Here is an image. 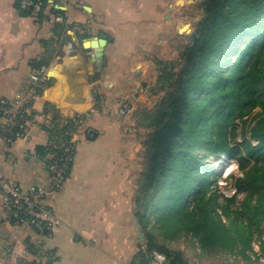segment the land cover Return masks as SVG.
Returning <instances> with one entry per match:
<instances>
[{"label":"crops","instance_id":"obj_1","mask_svg":"<svg viewBox=\"0 0 264 264\" xmlns=\"http://www.w3.org/2000/svg\"><path fill=\"white\" fill-rule=\"evenodd\" d=\"M18 1L0 0V108L12 109L21 133L12 143L0 138V175L25 189L48 188L54 113L81 115V123L70 174L47 197L61 220L57 227L39 232L6 222L0 193V264L14 263L15 253L30 264H139L147 236L136 201L143 140L138 111L158 80L149 76L154 67L140 49L169 33L171 4L48 0L23 13ZM102 33L108 43L99 59V42L90 47L86 40ZM43 58L49 63L35 67ZM43 69L46 78L35 83L33 75ZM125 101L132 105L128 114L121 113ZM4 121L0 110V128Z\"/></svg>","mask_w":264,"mask_h":264},{"label":"trees","instance_id":"obj_2","mask_svg":"<svg viewBox=\"0 0 264 264\" xmlns=\"http://www.w3.org/2000/svg\"><path fill=\"white\" fill-rule=\"evenodd\" d=\"M41 2L44 7L48 0ZM18 5L23 13L34 10L23 9L20 0ZM202 6L205 16L182 55L181 70H162L157 84H167L166 95L153 109L142 108L138 119L150 131L137 214L146 246L165 252L174 264L186 262L157 245L154 229L165 239L183 232L196 235L206 251L225 244L224 237L243 245L252 234L264 232V0H205ZM48 63L43 58L34 66ZM257 108L248 127L245 117ZM80 119L56 111L51 138L70 139ZM238 119L244 127L241 141ZM46 148L48 154L51 148ZM201 149L235 158L244 171L235 180L237 193L221 204L224 213L235 215L229 224L217 211V193L211 192L208 178L212 169L204 172L209 161L199 155Z\"/></svg>","mask_w":264,"mask_h":264},{"label":"rangeland","instance_id":"obj_3","mask_svg":"<svg viewBox=\"0 0 264 264\" xmlns=\"http://www.w3.org/2000/svg\"><path fill=\"white\" fill-rule=\"evenodd\" d=\"M168 1L171 4V9L169 11L171 17L169 33L160 35V41L158 40L157 42L151 43L148 49H140V53H144L145 55V60L152 63L154 67L152 70L153 72H150L149 75L152 78L156 76L159 77L162 70L171 71L173 73H178L181 70L183 63L182 55L186 47L192 42V34L205 16V11L202 6L205 0H185V2L181 4L179 2L176 3V0ZM186 25L190 26L188 30L185 28ZM166 85L162 87V83H158L156 86H153V89H149V100L145 107L153 109L154 106L163 99L166 95ZM139 106L138 114L140 115L138 117L141 121L142 117L140 110L145 107L141 108V105ZM259 110L260 108H257L250 115L245 117L248 119L247 126ZM236 123L237 139L241 141L243 139V123L241 119H238ZM248 127L247 130H249ZM138 129L143 134L140 148L143 171L147 159V145L145 141L150 130L143 125ZM199 155L205 157L209 161L204 168V172L207 168L212 169L208 177L211 181V192L217 193L215 196L217 211L221 219L229 224L234 220L235 215L232 213L228 216V214L224 213L221 204L225 203V197H230L237 193L235 192L237 191L235 180L237 176L243 175L244 171L240 168L239 162L235 158L223 154L222 152H205L204 149H201ZM241 199L242 195L240 194L236 202L232 205L233 209L239 205ZM152 235L158 246L167 248L172 256L182 257L186 264H189L194 258H197L200 264H257L252 261V254L258 258L260 256L259 253L255 251L252 244L255 237L261 240V255L264 256V240H262L264 232L252 234L248 242L243 245L241 242L229 241V238L227 239V237H224L223 241H227L225 244H219V247L207 251L202 247L199 240L200 238L193 234L183 232L178 237L165 239L157 229H154Z\"/></svg>","mask_w":264,"mask_h":264},{"label":"built area","instance_id":"obj_4","mask_svg":"<svg viewBox=\"0 0 264 264\" xmlns=\"http://www.w3.org/2000/svg\"><path fill=\"white\" fill-rule=\"evenodd\" d=\"M41 4V0H20V5L23 9L29 7L37 8ZM67 47L69 52L73 50V42H68ZM42 71L41 74L33 75L35 83H38L42 78H46L44 69ZM32 91L36 92V88H33ZM131 109V102L125 101L122 103L121 113L128 114ZM0 110L3 113V118H5L0 128V138L12 143L21 135L16 129L17 122L13 119L12 109L9 106L2 105ZM74 135L75 131L71 132V138L68 140H63L60 137L50 138L48 146H50L51 150L49 152L48 168L51 184L48 188L34 184L25 189L23 186L12 182L9 178L0 175V193L3 198L2 205L6 222L15 225L29 224L39 232L54 229L61 223L54 208L47 202V197L50 193L59 189L70 174L77 144ZM262 240H264V236ZM252 244L255 251L260 255L258 258L252 254V261L257 264H264V256L261 255V240L255 237ZM8 250L10 249L8 248ZM15 256L18 259L12 264H30L26 258H19L16 253ZM139 264L174 263L165 252L157 248L143 246L140 250ZM189 264H200V262L197 258H194Z\"/></svg>","mask_w":264,"mask_h":264},{"label":"water","instance_id":"obj_5","mask_svg":"<svg viewBox=\"0 0 264 264\" xmlns=\"http://www.w3.org/2000/svg\"><path fill=\"white\" fill-rule=\"evenodd\" d=\"M179 1H184V0H179ZM92 39V38H91ZM97 42H99V46L96 48L97 49V56L99 59H101L103 57V53H104V49L106 44L108 43V36L105 33L101 34V37H99L98 39H96ZM140 230V237L143 240L145 238L143 232H142V228L141 226L139 227Z\"/></svg>","mask_w":264,"mask_h":264},{"label":"bare ground","instance_id":"obj_6","mask_svg":"<svg viewBox=\"0 0 264 264\" xmlns=\"http://www.w3.org/2000/svg\"><path fill=\"white\" fill-rule=\"evenodd\" d=\"M182 2L184 3V1H179L180 4ZM185 28H187V30H188L190 28V26L186 25ZM86 45L90 46V47H97L98 46V42H96L94 39H93V41L91 39H87L86 40Z\"/></svg>","mask_w":264,"mask_h":264}]
</instances>
